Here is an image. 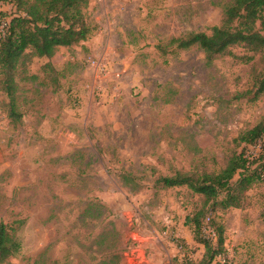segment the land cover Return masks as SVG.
Instances as JSON below:
<instances>
[{"label":"rangeland","instance_id":"obj_1","mask_svg":"<svg viewBox=\"0 0 264 264\" xmlns=\"http://www.w3.org/2000/svg\"><path fill=\"white\" fill-rule=\"evenodd\" d=\"M234 1L89 0V38L16 74L20 119L0 84V223L20 244L3 264H199L200 240L219 250V226L212 264H264V181L242 208L156 184L263 151L238 139L264 118V52L236 46L209 62L167 47L211 33ZM15 13L0 0V34ZM201 210L197 237L187 220Z\"/></svg>","mask_w":264,"mask_h":264},{"label":"trees","instance_id":"obj_2","mask_svg":"<svg viewBox=\"0 0 264 264\" xmlns=\"http://www.w3.org/2000/svg\"><path fill=\"white\" fill-rule=\"evenodd\" d=\"M12 1L16 13L10 19L8 29L0 36V84L10 98V118L18 120L16 74L20 68L34 57L52 59L60 48H70L85 42L93 30L84 12L89 0ZM174 45L181 50L196 46L204 52L209 62L218 56L230 54L236 46L253 53L264 52V0H235L226 7L221 25L214 27L211 33L192 32L181 38H173L167 47ZM166 48L161 47V50L167 52ZM46 66L53 68L51 64ZM260 94H264V78L259 82ZM238 142L247 146L264 142V118L254 128L244 132ZM262 150L256 159L246 153L235 154L220 173L178 172L173 176L160 177L156 184L164 189L186 186L202 195L206 203L225 194L224 207L242 208L244 194L258 180L264 181V145ZM237 176L239 178L235 182ZM127 178L124 177L126 182ZM204 213L205 210H201L187 220V225L194 228L197 237L203 229L201 220ZM211 232L217 239L219 250L215 251L208 241L200 240L206 248V254L199 264H212L222 253L223 227L219 226V229ZM19 248L14 228L0 223V264L15 256Z\"/></svg>","mask_w":264,"mask_h":264},{"label":"built area","instance_id":"obj_3","mask_svg":"<svg viewBox=\"0 0 264 264\" xmlns=\"http://www.w3.org/2000/svg\"><path fill=\"white\" fill-rule=\"evenodd\" d=\"M0 36H1V34H0Z\"/></svg>","mask_w":264,"mask_h":264}]
</instances>
